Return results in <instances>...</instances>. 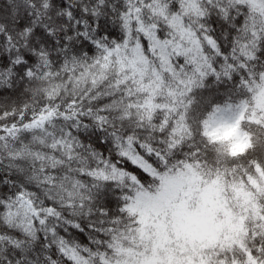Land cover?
<instances>
[{
    "label": "snow or ice",
    "instance_id": "1",
    "mask_svg": "<svg viewBox=\"0 0 264 264\" xmlns=\"http://www.w3.org/2000/svg\"><path fill=\"white\" fill-rule=\"evenodd\" d=\"M0 264H264V0H0Z\"/></svg>",
    "mask_w": 264,
    "mask_h": 264
}]
</instances>
